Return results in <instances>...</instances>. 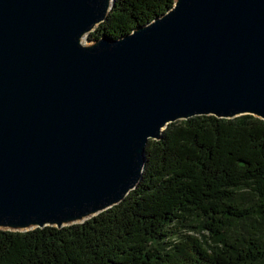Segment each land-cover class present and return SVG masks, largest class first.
I'll return each instance as SVG.
<instances>
[{
  "label": "water",
  "instance_id": "95a60500",
  "mask_svg": "<svg viewBox=\"0 0 264 264\" xmlns=\"http://www.w3.org/2000/svg\"><path fill=\"white\" fill-rule=\"evenodd\" d=\"M113 2L0 0V230L118 204L170 121H264V0H172L92 38Z\"/></svg>",
  "mask_w": 264,
  "mask_h": 264
},
{
  "label": "trees",
  "instance_id": "16d2710c",
  "mask_svg": "<svg viewBox=\"0 0 264 264\" xmlns=\"http://www.w3.org/2000/svg\"><path fill=\"white\" fill-rule=\"evenodd\" d=\"M172 0H114L89 36H117ZM142 177L79 224L0 230V264H264V121L195 115L148 139Z\"/></svg>",
  "mask_w": 264,
  "mask_h": 264
}]
</instances>
